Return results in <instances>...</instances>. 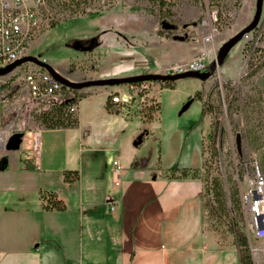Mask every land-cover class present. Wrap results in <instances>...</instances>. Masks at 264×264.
<instances>
[{"label": "rangeland", "instance_id": "obj_1", "mask_svg": "<svg viewBox=\"0 0 264 264\" xmlns=\"http://www.w3.org/2000/svg\"><path fill=\"white\" fill-rule=\"evenodd\" d=\"M255 3L256 0H46L42 26L29 54L45 60L61 74L78 75L81 80L118 77V70L135 75L141 67V73H163L166 66L177 62L155 66L157 59L184 57L178 61L184 62L200 52H205L210 64L219 46L252 19ZM209 18L219 31L214 43L202 39L210 28L203 20ZM164 21L173 27L165 28ZM175 35L186 37L177 40ZM125 43L132 47L130 51L124 49ZM153 81L150 95L134 97L141 106L138 112L136 106L106 110L104 94L91 92L107 86L76 89L75 96L91 95L80 102V126L58 133L61 140L71 138L73 142L71 150L56 152L60 165L74 166L73 152L81 147L85 149V167L112 166L118 151L124 162L134 152L138 166H177L188 158L191 145L202 139L204 164L199 175L204 184L205 221L221 240V259L239 264L234 243L235 231L240 228L248 240L253 262L258 258L264 261V239L255 238L248 229L240 205V191L252 175V166L264 172V3L258 26L230 50L210 78ZM0 84L5 86L2 121L25 119L40 125L36 114L51 104L30 98L15 72L1 76ZM68 93L65 95L71 94ZM122 93L126 97L127 93ZM189 98L190 105L181 111ZM158 104V116L148 118L147 108ZM139 112L148 119L140 132L147 136L135 146L138 135H132L143 122ZM83 134L87 135L86 142Z\"/></svg>", "mask_w": 264, "mask_h": 264}, {"label": "crops", "instance_id": "obj_2", "mask_svg": "<svg viewBox=\"0 0 264 264\" xmlns=\"http://www.w3.org/2000/svg\"><path fill=\"white\" fill-rule=\"evenodd\" d=\"M125 46L126 52L132 49ZM183 59H157L155 66ZM118 71L117 76L132 74ZM62 74L81 80L78 75ZM125 85L91 93L104 94L108 111L136 106L138 112V98L120 105L110 99L112 92L126 99ZM4 87L0 84V157H8V167L0 170V264H233L221 259V240L206 227L204 184L199 175L204 162L202 139L191 145L190 155L177 166H138L134 152L124 162L118 151L115 156L123 163V173L121 185L114 190L116 211L109 212L105 195L113 188V166H82L85 149L81 147L73 152L74 166H61L56 156L57 151L71 150V138L61 140L58 133L80 126V102L91 93L78 102L77 126L49 129L25 119L4 123ZM139 113L143 122L133 137L147 124L144 112ZM16 132L23 136L16 148L8 149L7 141ZM35 133L39 151L32 147ZM184 168L191 173L181 175ZM68 170L78 174L66 179ZM51 195L63 201L64 209L45 207ZM234 250L239 260L235 243ZM254 264L264 261L258 258Z\"/></svg>", "mask_w": 264, "mask_h": 264}, {"label": "built area", "instance_id": "obj_3", "mask_svg": "<svg viewBox=\"0 0 264 264\" xmlns=\"http://www.w3.org/2000/svg\"><path fill=\"white\" fill-rule=\"evenodd\" d=\"M45 4L46 0H0V68L29 54L31 43L42 26V10ZM211 23L212 18L208 21L203 20V24H210L209 31L202 36L203 41L208 43H214L219 33ZM208 66L205 52H200L188 61L169 64L163 73L175 74L186 70L203 72L208 70ZM12 72H15L16 80L25 86L29 97L34 100L53 104L62 101L67 92L71 93L70 96H75L70 87L63 85L47 70L35 64L25 66L23 63ZM153 83V80L129 83L126 99H122L119 92L111 93L110 99L120 105L139 94H142V97L150 95ZM70 110L76 112L78 104L73 103ZM32 147L39 151L38 133L33 137ZM112 166L113 188L105 195L109 212L116 211L117 200L114 190L121 185L123 173L119 157L113 159ZM251 170L252 175L240 191V205L248 229L255 238L264 239V172L259 166H252Z\"/></svg>", "mask_w": 264, "mask_h": 264}, {"label": "water", "instance_id": "obj_4", "mask_svg": "<svg viewBox=\"0 0 264 264\" xmlns=\"http://www.w3.org/2000/svg\"><path fill=\"white\" fill-rule=\"evenodd\" d=\"M264 0H256L255 3V11L252 19L240 30L234 33L231 37L225 40L218 48L217 53L214 59L210 62L209 68L206 71L199 72L193 70H186L183 72L169 74V73H161V72H143L135 75L128 76H118V77H106V78H97V79H87V80H71L57 71L52 65L47 63L45 60L40 59L33 55H25L14 62L8 64L7 66L0 68V77L5 76L12 72L15 67L30 62L41 68L47 70L56 80L61 82L63 85L68 86L72 89H83L85 87L92 86H109L116 84H129L139 81L145 80H161V81H176L185 77H195L202 81L210 78L215 71L219 68V66L225 61L228 56L230 50L241 40L244 39L251 31H253L259 24L262 9H263ZM163 25L165 28L170 29L173 27L172 24L164 21ZM185 35H175L174 39L184 40ZM191 103V99H189L181 108V111H184L188 108ZM144 133L138 135V137L134 140V145H138L143 138ZM23 136L22 132H16L12 134L7 141V148H16L19 144L21 137ZM8 167V157L6 155L0 157V170L6 169Z\"/></svg>", "mask_w": 264, "mask_h": 264}, {"label": "trees", "instance_id": "obj_5", "mask_svg": "<svg viewBox=\"0 0 264 264\" xmlns=\"http://www.w3.org/2000/svg\"><path fill=\"white\" fill-rule=\"evenodd\" d=\"M98 13H93L92 16H97ZM118 34H120L119 32H117ZM229 55V54H228ZM228 57V56H227ZM226 57V59H227ZM225 59V60H226ZM209 68V66H208ZM137 83V82H134ZM4 85L2 84L1 87H3ZM67 89V88H65ZM73 91H77L76 89H72ZM196 98L199 99L200 97V92L197 91L195 94ZM81 98L76 96H70L67 95L64 97V99H62V101L60 102H56L50 105L49 108L47 109H43L41 110L39 113L36 114L35 118L39 121V124L45 128H49V129H54V128H68V127H75L78 125V117L76 115V112H73L70 110V106L73 103H77L79 102ZM191 99V98H189ZM204 103V101H203ZM106 107L108 109H110V103H109V99H107L106 102ZM160 109L159 104L154 108V106H149V108H147L146 110V114L148 116V118H154L156 116H158V111ZM204 112L203 110V106H202V113ZM154 113H157L156 115ZM202 146H203V142H202ZM204 164V162H203ZM71 173H75L78 174V172L75 171H67L65 174V178L66 179H70V174ZM188 173H191V170L188 168H184L181 171V175H187ZM193 174H195V171L193 172ZM47 199V198H46ZM46 208H57V209H64L65 204L63 203L62 200L58 199L55 195H51L48 199H47V203L45 205ZM233 224L235 225V227L237 226V222L232 219ZM236 233V245H237V249H238V253H239V263L240 264H254L253 259H252V254L250 251V247L248 244V240L246 238V236L243 234L242 230L239 228L238 230L235 231Z\"/></svg>", "mask_w": 264, "mask_h": 264}]
</instances>
